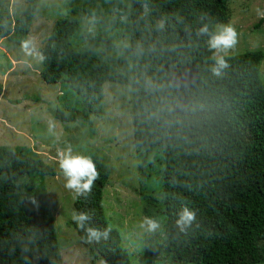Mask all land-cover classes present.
<instances>
[{
	"label": "trees",
	"instance_id": "obj_1",
	"mask_svg": "<svg viewBox=\"0 0 264 264\" xmlns=\"http://www.w3.org/2000/svg\"><path fill=\"white\" fill-rule=\"evenodd\" d=\"M39 1L26 0L15 13L0 6V38L25 44ZM228 1L68 0V13L42 47L39 74L60 85L54 117L89 125L93 138L92 116L105 111L104 84L132 88L140 195L160 222L171 264L264 263V51L223 55L227 67L214 75L207 36L196 34L203 24L215 31L228 23ZM92 22L97 26H86ZM106 143L119 142L112 136ZM85 149L97 176L86 196L75 193L74 207L89 213L88 226L109 229L107 238L89 240L83 227L69 223L90 264H133L104 210L111 166L99 149ZM34 173L57 171L31 148L0 145V264H65L52 211L34 207L18 182ZM185 207L195 215L181 230L176 220Z\"/></svg>",
	"mask_w": 264,
	"mask_h": 264
},
{
	"label": "rangeland",
	"instance_id": "obj_2",
	"mask_svg": "<svg viewBox=\"0 0 264 264\" xmlns=\"http://www.w3.org/2000/svg\"><path fill=\"white\" fill-rule=\"evenodd\" d=\"M25 1L0 0V6L8 5L15 13ZM67 2L39 1L38 13L25 44L0 38V145L31 148L47 164H54L55 175L25 174L18 178V182L24 186L31 204L35 201L32 204L34 207L52 211L57 242L65 264H90L91 258L79 239L76 227L69 223L75 221V192L65 187L66 178L58 159L63 158L69 150L72 154L85 156L86 146L91 145L99 149L102 159L111 166L108 183L103 189L104 210L111 222L121 230L123 244L129 251L132 263L171 264L164 252L161 226L153 232L140 227L145 217L154 216L145 211V202L140 195L139 178H143V172L139 170V158L132 143V88L109 81L104 84V114L92 116L96 138L91 135L89 125L63 123L53 115L60 85L46 83L39 71L42 47L54 22L68 13ZM228 12V23L216 24L215 30L220 25H231L236 33V43L216 54L223 56L249 50L264 51V0H229ZM256 24L260 26L256 27ZM86 26L96 27L97 24L86 23ZM261 67V77L264 79V59ZM27 94L38 96L39 100L30 99ZM12 99L19 101L13 103ZM112 136L119 143L107 144L106 139ZM129 138L131 144L126 148L125 142ZM53 143L54 147L51 145ZM42 183L47 188L46 193L40 192ZM157 194L161 198V192ZM96 264L103 263L99 261Z\"/></svg>",
	"mask_w": 264,
	"mask_h": 264
},
{
	"label": "clouds",
	"instance_id": "obj_3",
	"mask_svg": "<svg viewBox=\"0 0 264 264\" xmlns=\"http://www.w3.org/2000/svg\"><path fill=\"white\" fill-rule=\"evenodd\" d=\"M164 23V19L159 20L157 27L163 28ZM196 34L197 36H207V47L213 51L212 59L214 61L210 71L214 75H219L227 67V61L224 56L217 55L216 53L226 51L234 46L236 43L235 30L231 25H220L215 31H210L208 25L203 24L197 29ZM58 160L60 161V167L66 178L65 187L73 190L78 196H86L91 189L93 180L97 176L95 164L92 159L88 156L72 154L69 150L63 158H59ZM194 215L191 209L185 207L180 211L176 224L183 230L194 219ZM73 219L77 222L78 226L85 229L89 240L99 241L102 238H107L109 229L105 228L101 230L88 226L90 215L87 211L74 214ZM140 227L147 232H153L160 228V222L155 218L145 217L141 221Z\"/></svg>",
	"mask_w": 264,
	"mask_h": 264
}]
</instances>
